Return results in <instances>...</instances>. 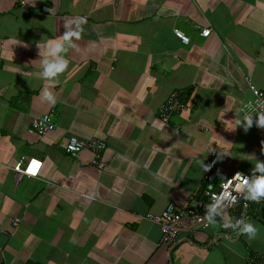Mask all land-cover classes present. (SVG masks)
<instances>
[{
    "label": "crops",
    "instance_id": "0c3cea01",
    "mask_svg": "<svg viewBox=\"0 0 264 264\" xmlns=\"http://www.w3.org/2000/svg\"><path fill=\"white\" fill-rule=\"evenodd\" d=\"M79 17L84 31L66 44L68 66L52 84L42 76L47 44ZM0 56V264H247L264 255L260 199L247 197L240 229L253 223V238L223 218L164 245L145 218L169 203L194 207L212 170L221 179L239 170L249 185L264 176V126L247 127L240 112L246 80L264 92V0H0ZM173 92L183 108L164 123L158 111ZM44 114L54 129L29 133ZM71 135L106 143L104 169L88 150L65 153ZM30 158L41 170L19 182L12 169Z\"/></svg>",
    "mask_w": 264,
    "mask_h": 264
},
{
    "label": "built area",
    "instance_id": "2783aa9c",
    "mask_svg": "<svg viewBox=\"0 0 264 264\" xmlns=\"http://www.w3.org/2000/svg\"><path fill=\"white\" fill-rule=\"evenodd\" d=\"M43 12L50 13L51 10L44 9ZM174 35L183 43L188 44L189 38L185 37L179 30H174ZM211 35L210 29L201 32V36L207 38ZM1 62V56H0ZM250 97L242 103L241 114L246 120L249 116H253L252 127L258 129V116H264V92L256 88L249 80H246ZM183 108L182 103L178 99L176 92L171 93L167 100L159 109V119L166 123L174 112H178ZM54 129L51 114L32 120L29 133L44 136ZM106 143L98 138L80 139L71 135L65 145L66 154L75 156L84 150L90 151V164L97 170L105 167V162L101 160V156L106 149ZM42 162L36 159H24L17 163L12 169L19 182L23 180L36 178L41 170ZM251 183V179L245 176L241 171L236 170L227 178H220L218 174L212 170L208 172L202 180L199 188L195 192L193 199L194 207L179 208L173 203H169L164 211L159 215H146V219L159 226L161 232V244L173 245L177 241V237L181 231L187 230H206L213 223L222 221L229 215L230 229L240 232L241 226L244 224L247 214V185ZM264 202V197L260 198ZM18 222L17 219L13 223ZM232 225V226H231ZM247 264H264V255L252 256Z\"/></svg>",
    "mask_w": 264,
    "mask_h": 264
},
{
    "label": "clouds",
    "instance_id": "9594fccd",
    "mask_svg": "<svg viewBox=\"0 0 264 264\" xmlns=\"http://www.w3.org/2000/svg\"><path fill=\"white\" fill-rule=\"evenodd\" d=\"M73 23L76 25L75 30H68L70 28V25ZM86 23V17H79L74 22L65 25L66 31L64 32L62 39H52L48 42L47 55L42 59V76L44 79L52 84L58 82L57 79L55 81H52L51 78L58 77V75L63 72L68 66L67 58L61 54L67 51L66 44L70 45L71 47L75 46V42L72 38H80L81 34L84 31L83 25ZM42 94L47 101L55 103V97L50 88H44L42 90ZM245 121V125H247V127L251 126L253 124V116H249ZM256 123L259 126H264V116H258ZM247 189V196L250 200H259L261 197H264V176L257 177L251 185H247ZM240 232L247 234L249 238H253L257 233V229L253 225V223L249 222L244 226L242 230H240Z\"/></svg>",
    "mask_w": 264,
    "mask_h": 264
},
{
    "label": "water",
    "instance_id": "95a60500",
    "mask_svg": "<svg viewBox=\"0 0 264 264\" xmlns=\"http://www.w3.org/2000/svg\"><path fill=\"white\" fill-rule=\"evenodd\" d=\"M227 221H228V223H229V221H230V220H229V215L227 216Z\"/></svg>",
    "mask_w": 264,
    "mask_h": 264
}]
</instances>
